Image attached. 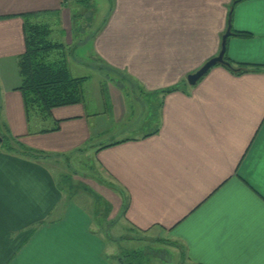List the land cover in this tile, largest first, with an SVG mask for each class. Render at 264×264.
Segmentation results:
<instances>
[{"label":"crops","instance_id":"0c3cea01","mask_svg":"<svg viewBox=\"0 0 264 264\" xmlns=\"http://www.w3.org/2000/svg\"><path fill=\"white\" fill-rule=\"evenodd\" d=\"M106 1L107 14L91 29L95 11L86 16L85 0H0V118L12 137L46 156L0 150V264H112L90 210L65 196L50 170L57 164L46 163L69 164L75 153L93 154L95 181L112 193L127 227L174 242L182 264H264V67L235 73L217 65L194 86L186 81L217 56L228 20L233 70L264 66V0ZM31 13L57 14L67 61L91 35L92 57L142 94L187 88L149 98L155 129L135 138L96 143L105 125L94 127L84 101L52 110L56 131L31 133L16 90L21 16ZM108 86L111 117L120 122L130 97Z\"/></svg>","mask_w":264,"mask_h":264},{"label":"rangeland","instance_id":"374dc122","mask_svg":"<svg viewBox=\"0 0 264 264\" xmlns=\"http://www.w3.org/2000/svg\"><path fill=\"white\" fill-rule=\"evenodd\" d=\"M83 6L84 13L86 11V16L90 15V11H95L91 29L102 23L104 16L108 12L106 0H86ZM55 19L53 17V20H51L54 24L51 25L52 35L50 39L67 46V33L56 23ZM77 19H81V17ZM84 21L86 22V20ZM84 26H86L85 23ZM84 36L85 34H81V37ZM90 36L88 35V38H85L83 43L79 45L80 48L76 49L75 52L72 50L73 55L70 53L67 65L73 77L87 78V81L83 85V99L86 111L96 117V119L92 120L94 127L100 124L105 125V132L99 136L96 143L99 141L135 138L141 134L153 131L155 129V123L152 122L155 120L156 112L155 110L152 111L153 114L151 115L152 112L147 108V102L149 103L148 100L151 97L139 92L120 74L103 68L91 55ZM67 48L71 47L67 46ZM119 83L123 86L125 85L128 91V94L126 92L124 93L125 97L130 98L126 104V116L122 121L114 122L111 117V106L108 100L110 88L109 86L106 88V86L113 84L119 87ZM100 87L102 88L101 93H99ZM100 95L102 96V100ZM136 98L140 101L132 100ZM103 103L107 107V113L105 115L101 112L105 110ZM145 108H147L146 112ZM29 119L31 133H39L41 130H51L54 128L53 118L51 117L43 119L39 115L32 113ZM5 128H7L6 123L0 118V132L12 137L11 133L5 130ZM7 142L8 140L5 139L3 143H0V150L4 149ZM71 156L72 159L69 164L66 157H60L56 162L52 158V160L46 161V163L49 166L53 163L57 164L54 166L55 169L50 167V170L54 173L59 187L66 194L65 196L72 198L74 203L80 207L90 210L93 229L99 225L104 233V239L107 245L105 255L108 256L112 264H119L117 261L118 257L123 258L124 263L130 261L132 264L183 263L178 248L175 247L177 245L174 242L160 239L155 241L151 240L158 236L161 237L159 232L153 231L145 234L127 227L128 225L121 216L122 212H118L116 201L111 195L112 193L103 191L97 184V181H95L100 171L93 154L75 153ZM64 176H66L65 180L63 178ZM108 224H110L109 228ZM113 239L114 241H112ZM133 253H137L135 259L132 256ZM127 254L132 255L128 256Z\"/></svg>","mask_w":264,"mask_h":264},{"label":"trees","instance_id":"16d2710c","mask_svg":"<svg viewBox=\"0 0 264 264\" xmlns=\"http://www.w3.org/2000/svg\"><path fill=\"white\" fill-rule=\"evenodd\" d=\"M86 1V0H85ZM240 1L236 0L235 2ZM53 13H31L22 15V31L24 36V53L19 56L17 62L19 87L16 88L22 95L23 106L26 117L29 119L32 113H35L43 119L51 117V112L55 108L66 107L71 105L81 104L83 99V85L87 81L86 77L75 78L71 75L68 65L67 56L71 48H67L60 42H54L50 39L52 35L51 25L54 23ZM239 37L248 36L245 33H237ZM224 59L227 58L224 54ZM239 70L234 71L233 66H223L231 72L243 73V72H259L261 65L240 64ZM113 72V71H111ZM122 76V75H121ZM130 85L134 86L131 81L123 76ZM119 87L128 94L125 85L119 83ZM187 88L186 83L179 86H175L166 90H162L159 93H148V96L153 95L165 96L169 93L184 90ZM153 105V104H152ZM150 103L148 107L154 109L156 112V106H152ZM153 110V111H154ZM152 112V111H150ZM153 112L151 113V115ZM157 113H155V117ZM55 127L51 130H41L40 133H49L56 131ZM5 130L8 131L7 128ZM1 143L8 140L4 146L6 152L22 155L32 159L44 158L45 154L40 151H34L28 149L18 138L6 136L0 132ZM117 143H111L99 146L98 150L107 148ZM64 176V180H65ZM122 215V214H121ZM110 224H108V228ZM114 241V239L112 240ZM176 245V244H175ZM177 248V246H175ZM137 253L127 254L132 255L134 259L137 257ZM123 258L118 257L119 264H132L130 261L123 262Z\"/></svg>","mask_w":264,"mask_h":264},{"label":"water","instance_id":"95a60500","mask_svg":"<svg viewBox=\"0 0 264 264\" xmlns=\"http://www.w3.org/2000/svg\"><path fill=\"white\" fill-rule=\"evenodd\" d=\"M230 35H231V24H230V20H228L227 29L221 39V47H220L219 53L217 54V56L205 62L201 66V68H199L196 72L187 76L186 81L189 86H194L200 79H202L208 73V71L211 68L217 65L231 67L230 64L224 59L226 39ZM1 141L2 139L0 138V143Z\"/></svg>","mask_w":264,"mask_h":264}]
</instances>
